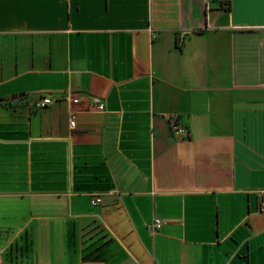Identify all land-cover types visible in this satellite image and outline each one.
<instances>
[{"label": "crops", "instance_id": "0c3cea01", "mask_svg": "<svg viewBox=\"0 0 264 264\" xmlns=\"http://www.w3.org/2000/svg\"><path fill=\"white\" fill-rule=\"evenodd\" d=\"M262 198L264 0H0L2 264H264Z\"/></svg>", "mask_w": 264, "mask_h": 264}, {"label": "built area", "instance_id": "2783aa9c", "mask_svg": "<svg viewBox=\"0 0 264 264\" xmlns=\"http://www.w3.org/2000/svg\"><path fill=\"white\" fill-rule=\"evenodd\" d=\"M208 1V0H207ZM152 35L155 36V32L152 31ZM70 100L72 103H77L80 101V96L79 94H73V95H70ZM51 101L50 97L47 96V95H44L40 98H37L35 101H34V104L38 107H41V106H45L47 105L49 102ZM87 103L88 105L91 107V108H96V109H103L104 108V103L102 102V100L100 99V97L96 96V95H89L87 97ZM69 124L71 126H74L75 124V119H74V114H71L70 115V119H69ZM171 128L172 130L175 132V133H179V134H186L187 133V129L183 126H181L177 120L174 118H172V122H171ZM101 201V197L100 196H94L91 198V203L92 204H97ZM259 210L261 212L264 213V199L262 198L260 203H259ZM161 222H162V219L158 218V217H155L152 219V221L148 224L149 227L151 229H156L158 228L160 225H161ZM0 264H2V258H1V255H0Z\"/></svg>", "mask_w": 264, "mask_h": 264}]
</instances>
